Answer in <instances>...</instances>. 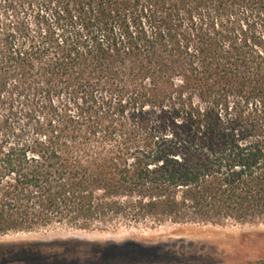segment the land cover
I'll use <instances>...</instances> for the list:
<instances>
[{
	"label": "trees",
	"instance_id": "trees-1",
	"mask_svg": "<svg viewBox=\"0 0 264 264\" xmlns=\"http://www.w3.org/2000/svg\"><path fill=\"white\" fill-rule=\"evenodd\" d=\"M182 221L264 222V0H0V236Z\"/></svg>",
	"mask_w": 264,
	"mask_h": 264
},
{
	"label": "rangeland",
	"instance_id": "rangeland-1",
	"mask_svg": "<svg viewBox=\"0 0 264 264\" xmlns=\"http://www.w3.org/2000/svg\"><path fill=\"white\" fill-rule=\"evenodd\" d=\"M125 234H128L127 237ZM79 241L83 243L133 241L162 249L158 255L122 264H260L264 260V222L234 224L218 221H182L162 225L119 226L104 230L55 226L29 233H11L0 236V264H5L3 258L7 248H2L3 245L27 246L28 250L32 251L36 246L49 243L73 248ZM37 249L42 255L51 254L44 248ZM67 255L69 258H82V262L56 260L51 264H121L97 263L91 260L87 249L70 251ZM19 257L24 256L19 254ZM24 258L22 260L27 259ZM10 264L22 263L16 261Z\"/></svg>",
	"mask_w": 264,
	"mask_h": 264
},
{
	"label": "bare ground",
	"instance_id": "bare-ground-1",
	"mask_svg": "<svg viewBox=\"0 0 264 264\" xmlns=\"http://www.w3.org/2000/svg\"><path fill=\"white\" fill-rule=\"evenodd\" d=\"M118 234H119V233H118ZM123 234H124V233H123ZM123 234H122V236H123ZM125 235H126V234H125ZM127 235H128V234H127ZM127 235H126V237H127ZM129 236H130V235H129ZM88 238H89V237H88ZM117 238H118V237H117ZM117 238H116V239H117ZM92 239H93V238H92ZM100 239H101V238H100ZM102 239H103V238H102ZM125 239H127V238H125ZM128 239H129V238H128ZM120 240H121V239H120ZM121 241H122V240H121ZM121 241H120V242H121ZM123 241H124V240H123ZM114 242H115V241H114Z\"/></svg>",
	"mask_w": 264,
	"mask_h": 264
}]
</instances>
